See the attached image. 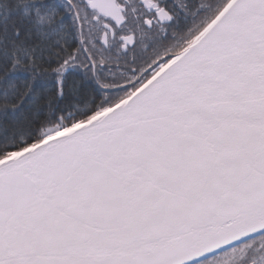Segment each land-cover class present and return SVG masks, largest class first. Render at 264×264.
Listing matches in <instances>:
<instances>
[{
    "label": "snow or ice",
    "instance_id": "obj_1",
    "mask_svg": "<svg viewBox=\"0 0 264 264\" xmlns=\"http://www.w3.org/2000/svg\"><path fill=\"white\" fill-rule=\"evenodd\" d=\"M0 264H264V0H0Z\"/></svg>",
    "mask_w": 264,
    "mask_h": 264
}]
</instances>
